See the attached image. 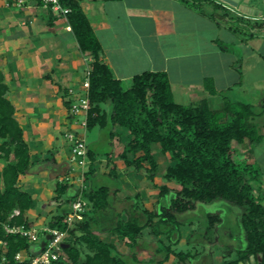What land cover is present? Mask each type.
Segmentation results:
<instances>
[{
	"label": "crops",
	"instance_id": "crops-1",
	"mask_svg": "<svg viewBox=\"0 0 264 264\" xmlns=\"http://www.w3.org/2000/svg\"><path fill=\"white\" fill-rule=\"evenodd\" d=\"M215 4L206 0H80L102 45L100 56L110 66L114 77L121 80L124 89L131 87L137 74L165 71L174 99L179 103L196 104L206 98L212 109H222L226 100L251 103L260 108L264 104V26L252 27L264 20V1L252 5L261 15L233 11L228 14L229 18ZM41 8L34 6L18 10L5 6L0 0V69L9 86L7 97L15 106V117L24 129L33 162L30 169L20 176L19 184L34 199L35 195L46 193L47 178L40 177V171H48L49 175L56 177L59 167H73L70 164L71 143L69 147L61 145L57 132L64 136L70 130L84 132L81 124L84 116H72L64 98L73 100L77 96L68 92L70 88L77 93L81 91L86 68L92 60L90 55L81 52L68 18L45 8V15L39 14L38 9ZM237 16L242 19L238 20ZM206 79L213 80L218 94L207 90ZM261 119L263 127L264 114L258 117ZM100 132L99 127L86 130L87 142L88 135H91L88 146L96 147L104 138ZM120 132L121 138L117 137L112 142L116 150L106 159L102 158L104 161L100 162L104 165L101 169L97 167L100 152L94 156L95 172L89 179L99 171L114 175L111 171L114 166L117 175L119 168L128 174V178L137 172L133 167L128 168L121 158L120 153L129 142L130 135L123 129ZM233 146L238 148L241 160L258 167V177L253 181L254 192L264 205V139L253 149L248 140L245 145L233 142ZM54 166L57 169L53 175ZM152 182L154 193L156 189L160 191L162 184L174 189V183H161L158 174ZM75 188L73 186L70 193L75 194ZM112 193L114 196L122 194L118 199L121 204L126 202L122 210L127 211V217L123 215L122 220L142 214L137 205L139 190L134 188L128 195L119 189ZM155 200L153 207L147 209L155 212L159 197ZM205 205L208 204L197 202L195 209L187 213L199 211ZM95 215L99 216V212ZM96 221L104 227L102 221ZM110 237L103 239L115 243L119 252L132 260L131 249L125 240L117 235ZM142 241L139 237L136 250L138 264L144 260L139 248ZM156 242L153 240L151 243ZM39 247L40 244L36 245V249ZM260 259L261 254L251 256L249 264ZM156 260L160 264H168L170 256L166 259L164 255Z\"/></svg>",
	"mask_w": 264,
	"mask_h": 264
},
{
	"label": "trees",
	"instance_id": "trees-1",
	"mask_svg": "<svg viewBox=\"0 0 264 264\" xmlns=\"http://www.w3.org/2000/svg\"><path fill=\"white\" fill-rule=\"evenodd\" d=\"M61 1L70 9L66 17L81 52L92 57L89 65L91 107L87 129L99 127L102 132H106L110 143L121 136L120 130L128 131L130 140L120 153L121 158L128 168L143 171L152 181L160 168L153 145L156 144L161 152L168 153L171 163L163 176L166 180L180 184V188L172 189L162 184L159 186V195L173 193L169 207L175 214L194 210L197 202L210 204L223 200L243 206L242 222L247 245L236 251L235 258L225 259L221 264H245L251 256L260 254L262 259L255 264H264V205L255 194L253 184L259 169L241 160L238 148L233 146V142L245 145L248 140L253 149L264 139L261 126L254 121L264 114V104L258 108L251 103L226 100L222 109H212L206 98L196 104L179 103L174 99L165 71L137 74L133 77L131 87L124 89L121 80L114 77L110 66L100 56L102 45L80 0ZM206 1L215 4L214 1ZM215 6L229 18V11L221 4ZM237 19L242 18L237 16ZM262 26L264 20L252 28ZM205 87L211 94L219 93L211 79H206ZM8 89L0 69V162H3L0 164V217L11 225H30L27 211L34 208L35 199L22 189L19 181L33 162L30 146L24 138V129L15 117V106L7 97ZM71 103L72 98L67 99L65 96L64 104L69 110ZM98 152L97 147L89 145L91 163L86 180L95 172L94 156ZM111 171L116 175L115 166ZM72 187L67 180L59 181L56 191L58 195L69 193L72 203L76 196L70 193ZM110 191L105 185L84 188L83 196L88 200L89 207L84 212V219L70 229L64 243L67 259L60 261V264L139 263L136 257L138 238L145 228L154 223L156 212L144 208L142 215L147 217L145 222H141L142 217L133 216L127 220L119 219L112 228L113 234L125 240L130 247L133 256L130 260L119 252L115 243L102 239L96 233L99 229L95 226L97 221L93 215L108 208ZM69 211L56 216L49 225L66 228L65 217ZM163 214L172 216L166 207H163ZM208 218L213 225L220 216L210 214ZM162 220L165 221L164 218ZM0 240V264H26V261H18L16 254L25 250L32 255L36 250L34 243L19 235L8 234L3 227H0ZM166 247V259L171 252L181 261L192 254L174 251L171 245Z\"/></svg>",
	"mask_w": 264,
	"mask_h": 264
},
{
	"label": "rangeland",
	"instance_id": "rangeland-1",
	"mask_svg": "<svg viewBox=\"0 0 264 264\" xmlns=\"http://www.w3.org/2000/svg\"><path fill=\"white\" fill-rule=\"evenodd\" d=\"M38 11L39 14L41 13L42 15H45L44 8L38 9ZM42 17L43 16H40V18ZM254 121L261 126V131L264 132L262 119L258 120V118H256ZM101 133L104 135V138L96 145L98 151L100 152L99 161L97 162V167L99 169H101V166L104 165L103 163L101 164L100 161H104V159L109 156L106 152H113L116 150L114 148L115 146H113V144L108 140L106 132L101 131L100 134ZM57 136L61 145L66 144L68 146L71 143L68 141L66 136L60 134L59 131L57 132ZM90 139L91 135L89 134L88 143H90ZM60 142H58V145ZM153 150L160 164L158 178L161 183H174V189L180 188V184L175 181L166 180L163 176L166 167L169 163H171L170 155L168 153L161 152L156 144L153 145ZM56 163L57 161H54V164ZM0 164H3V162H0ZM70 164L75 165V161L71 159ZM56 169L57 166H54V172L52 171L53 175L55 174ZM58 169L59 173H56V177L49 175L48 171H40L38 174L40 177L45 176L47 178V187L46 193L43 196L40 194V196L35 195V206L27 212L29 222L33 227L40 229L49 225L51 220L58 215L65 214L71 207V195H69V193L58 195L56 191L57 183L59 181H64L66 176L72 175L69 173L71 168L66 169L65 167H59ZM131 170L133 172V169ZM136 171L137 172H133V176L129 178L127 177L128 174L125 175L119 168L117 172L118 175H105L99 171L98 174H95L86 182L87 187L105 185L111 189L110 207L108 206L105 210L100 211L99 216L95 215L96 213L93 215L94 218L103 222L104 227L100 226L101 224L99 221L95 223L96 228L97 226L99 228V231L96 230V233L102 239L111 238L110 235H115L111 230L112 228L109 229L110 226L118 219H122L123 215L125 218L127 217L125 216L127 211L125 209L124 211L122 210L126 202L121 204V200L119 201L118 199V197L123 195H116V200V196H114L112 192L115 191V189H119L124 195H128V192L136 188L140 192V195L137 198V205L141 212L144 208H152L153 203L156 201L155 199L159 197V201L156 203V207L154 208L156 209L155 212L157 215L154 219V223L145 228L140 236V238L144 240V242L142 241L139 244V248L144 259L142 264H160L156 259H161L164 255H166V252L168 251L166 245L173 246V249L176 251H184L193 254H191V256L186 258L184 261L179 260L176 255L170 254L168 264H221L225 259L235 258L236 251L246 247L247 235L242 222V214L245 211L243 206L218 200L208 205L201 206L199 211L196 212L175 214L169 207L170 199L173 196V193L170 192L165 196H158V189L155 190L156 193L153 192L155 189L153 186L154 182L149 180L143 171ZM72 180H77V177L73 175V178L68 180L72 186L76 187L75 189H77V191L81 186H85V182L83 185L81 184V180H77L76 182L74 181V183ZM128 183L130 184V187L127 186ZM125 186H127L128 189ZM151 192H153V194ZM163 207H166L168 212L172 213L171 217H169L168 214L162 215ZM210 214L220 216V219H218V221H216L213 225L209 222L208 216ZM139 216L143 218H140L141 222H145L147 220L145 215L144 217L142 214ZM162 218H164L165 221H163ZM110 231L111 234L109 233ZM153 240H156L157 242L154 244L151 243ZM150 259H154V261L150 262ZM245 264H249V261Z\"/></svg>",
	"mask_w": 264,
	"mask_h": 264
},
{
	"label": "built area",
	"instance_id": "built-area-1",
	"mask_svg": "<svg viewBox=\"0 0 264 264\" xmlns=\"http://www.w3.org/2000/svg\"><path fill=\"white\" fill-rule=\"evenodd\" d=\"M5 6L9 8H16L23 10L25 8L42 6L45 9H49L59 15L66 16L70 11L68 7H65L61 0H2ZM219 4V3H218ZM222 7L232 13L227 6L221 4ZM90 66L88 65L85 72V77L81 85V91L76 92L75 89L70 88L69 93L71 95H77L73 98L70 108V114L72 116L83 115L82 132L70 130L65 133L66 138L71 142L72 160L75 161V165L71 168L69 173L78 171V180H81L83 184L86 181V172L89 169L91 163L89 157V146L85 136L87 130V117L91 107L89 99L90 89ZM73 169V171H72ZM73 175L66 176L65 180H71ZM84 185V184H83ZM85 186H81L76 192V196L73 199L69 213L66 215V228L51 227L47 225L42 228L33 227L31 224H14L4 222L0 217V227H3L8 234L19 235L26 238L29 242L40 244L39 249H36L34 254L29 255L27 251L22 250L16 254V259L20 262L26 261V264H60V261H65L67 255L64 251V243L66 242L69 231L76 225L77 222L84 219V212L89 207L88 200L83 196ZM41 240V241H40ZM0 244L2 241L0 240Z\"/></svg>",
	"mask_w": 264,
	"mask_h": 264
},
{
	"label": "water",
	"instance_id": "water-1",
	"mask_svg": "<svg viewBox=\"0 0 264 264\" xmlns=\"http://www.w3.org/2000/svg\"><path fill=\"white\" fill-rule=\"evenodd\" d=\"M217 2L219 4H223L224 6H227L232 11H238L243 12L246 14H252V15H261L258 14V9H255L254 2H263L264 0H210ZM243 264V263H241Z\"/></svg>",
	"mask_w": 264,
	"mask_h": 264
}]
</instances>
